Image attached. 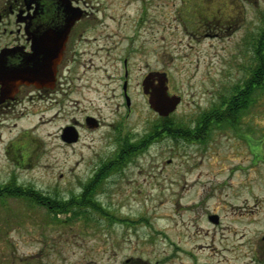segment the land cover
Here are the masks:
<instances>
[{
	"label": "rangeland",
	"instance_id": "obj_1",
	"mask_svg": "<svg viewBox=\"0 0 264 264\" xmlns=\"http://www.w3.org/2000/svg\"><path fill=\"white\" fill-rule=\"evenodd\" d=\"M96 1L115 18L111 61L104 51L94 55L84 95L60 114L39 106L0 116V187L31 186L67 201L116 161L120 138L128 133L139 147L101 179L94 198L103 212L51 214L26 198L0 199V248L8 254L1 262L264 264V88L237 125L195 130L253 73L264 0ZM126 53L130 107L122 96ZM148 71L165 73L169 93L181 96L167 126L185 133L167 134L166 119L149 105ZM87 113L101 126H83L79 141L65 144L62 128ZM17 135L32 158L22 165L4 151Z\"/></svg>",
	"mask_w": 264,
	"mask_h": 264
},
{
	"label": "flooded vegetation",
	"instance_id": "obj_2",
	"mask_svg": "<svg viewBox=\"0 0 264 264\" xmlns=\"http://www.w3.org/2000/svg\"><path fill=\"white\" fill-rule=\"evenodd\" d=\"M110 7L107 5L102 12L101 5L96 0H0V116L21 117V114L25 115L39 106L42 113L55 109V113L60 114L66 104L71 101L78 102L79 96L84 95L85 68L96 67L94 55L104 51L108 54L107 62H110V51L117 47L116 42L112 47L109 40L116 34L112 23L115 18L105 10ZM35 49L61 54L56 64L54 81L40 87L32 83H20L16 88L5 89L3 81L16 75V70H13L15 65L27 54L34 53ZM128 53L122 59V96L130 107ZM7 67L9 72L5 71ZM150 73L159 72L148 71L146 76ZM254 80L255 86L256 79ZM154 83H157V80H154ZM236 99L239 100V97L230 99L225 107L228 109L231 105L234 108ZM91 117L94 119L91 120ZM237 121L238 124L240 118ZM101 124V118L87 113L82 120L74 118L65 126H74L80 139L83 126L92 129L100 127ZM14 125L16 126V122ZM166 133L168 134V131ZM60 137L62 138V133ZM22 140L21 135H17L5 143L7 161L13 165L32 161L27 153L29 146H25ZM63 142L68 145L76 143L65 140ZM123 143L127 147L132 145L128 133L124 138H120L119 145ZM7 256L5 250L0 248V264H4L1 260ZM122 264H131L130 259H126Z\"/></svg>",
	"mask_w": 264,
	"mask_h": 264
},
{
	"label": "trees",
	"instance_id": "obj_3",
	"mask_svg": "<svg viewBox=\"0 0 264 264\" xmlns=\"http://www.w3.org/2000/svg\"><path fill=\"white\" fill-rule=\"evenodd\" d=\"M254 47L256 49L255 53H258L256 60L257 66L254 65L251 67L252 70L254 69L251 76L248 78L246 77L244 82L238 84L231 94L223 96L220 106L215 108L212 107L202 114L201 121L195 128L197 132V129H200V131L204 128L208 129L212 123L218 124V122H227L231 126L237 125V119L241 118L242 112L246 110L245 107L249 106V104L254 101L256 88H264V36L262 37L261 35L258 44ZM254 79H256L255 86L253 85V82L255 81ZM234 97H239V100L236 99L234 108L230 105V108L227 109L225 105ZM167 117H162L166 119L163 121L164 126L171 124ZM167 127H169L166 128L168 134L175 135L181 131V133H185L184 130L180 128H175L174 126ZM188 136V134H184V137ZM137 147L139 146H137L136 143H132V145H129L128 147L123 143L116 152L118 153L116 161L102 164L101 168L91 177L88 183L83 187L82 191L79 194L72 195L67 201L60 200L59 197L56 196L42 194L31 186L16 185L14 183L0 187V199L5 197L26 198L33 204L46 207L51 214L70 212L74 215L87 214L89 216L88 210L90 208L103 212L102 206L96 202L94 198V194H96V190L101 184V179L106 177L116 166H118L122 159L128 157L130 153H135Z\"/></svg>",
	"mask_w": 264,
	"mask_h": 264
},
{
	"label": "water",
	"instance_id": "obj_4",
	"mask_svg": "<svg viewBox=\"0 0 264 264\" xmlns=\"http://www.w3.org/2000/svg\"><path fill=\"white\" fill-rule=\"evenodd\" d=\"M60 57L61 54L57 52L49 53L35 49L34 53L27 54L20 63L15 65L13 70H16V75L3 81V87L5 89L16 88L20 83H32L38 87L48 85L54 81L55 68ZM5 71L10 70L7 67ZM167 79L165 73H150L142 82L143 91L148 95L149 105L163 117L173 113L182 100L180 95L169 93ZM154 80H157V83H154ZM128 104L130 105V101ZM93 119L91 117V120ZM62 138L67 142H76L79 134L74 126H67L63 130ZM210 218L215 222L218 221L217 215Z\"/></svg>",
	"mask_w": 264,
	"mask_h": 264
}]
</instances>
